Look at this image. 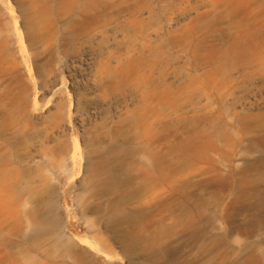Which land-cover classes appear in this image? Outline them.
<instances>
[{
    "label": "rangeland",
    "instance_id": "1",
    "mask_svg": "<svg viewBox=\"0 0 264 264\" xmlns=\"http://www.w3.org/2000/svg\"><path fill=\"white\" fill-rule=\"evenodd\" d=\"M239 6L244 10L236 11ZM96 11L110 16L105 26L125 15L140 17L148 12V28L159 35L138 46L141 38L129 37L121 62L129 67L137 61L136 66L112 74L106 84L116 86L122 95L138 88L141 95L103 134V141L129 137L128 151L165 155L170 178L177 173L197 178L204 208L219 214L229 211V228L239 240L217 248H210L208 241L177 240L169 261L264 264V233L252 240L244 236L256 225L253 211L264 198V149L254 146L264 139V0H0V251L15 255L20 264L63 252L58 236L25 239L32 235L30 222L38 194L46 188L54 190L57 208L70 214L73 230L76 222L81 224L72 232L71 222L65 219L59 233L63 240L74 234L86 237L90 221L104 227L113 218L107 205L118 195L85 196L86 160L99 143L86 138L76 161L51 152L45 162L34 160V124L21 100L27 93L32 99L37 93L40 108L49 117L38 127L45 131L49 113L55 111L41 89L51 70V52L60 47L63 35L83 39L85 34L75 24L85 13ZM246 13L251 16L243 21ZM62 22L67 24L59 35L56 26ZM246 34L251 39L240 42ZM65 81L68 85L66 77ZM145 116L152 122L150 128L141 125ZM193 138L198 139L195 152L191 151ZM141 167L136 162L129 170L135 184L128 189L124 209L130 212L138 211L145 200L138 184ZM83 196L98 212L81 215ZM145 232L142 224L135 226V233ZM125 256L118 250L114 257L118 263L168 262Z\"/></svg>",
    "mask_w": 264,
    "mask_h": 264
},
{
    "label": "bare ground",
    "instance_id": "2",
    "mask_svg": "<svg viewBox=\"0 0 264 264\" xmlns=\"http://www.w3.org/2000/svg\"><path fill=\"white\" fill-rule=\"evenodd\" d=\"M244 8L239 6L236 11ZM250 16L246 13L243 21ZM109 18L108 14L97 11L85 13L75 24L85 34L84 38L76 41L71 34L63 35L60 47L51 52V70L47 84L41 88L55 109L49 113L51 117L46 127L48 131L42 132L38 128L49 117L40 108L37 93L35 92L33 99L27 93L21 100L26 103L28 115L34 124L31 137L35 149L34 160L45 162L50 159L48 153L51 152L56 156H70L71 160L76 161L77 152L81 151L86 138L91 143H99L98 150L86 160L88 180L85 196L89 199H102L118 195L116 200L107 205L113 218L104 227L97 221H90L86 237L74 234L69 240H63L62 236L59 237L60 229L70 214L66 209L57 208L52 188L44 189L38 194L36 209L30 222L32 235L25 236V239L32 242L34 237L58 236L59 247H64V250L58 256L30 259L24 264H132L128 259H133L137 254L168 260L167 264H177L170 262L173 259L170 260L173 252L171 248L177 240L186 238L194 243L208 241L210 248H217L237 239L229 228V211L219 214L204 208L205 198L198 192L200 183L197 178L184 177L182 173L170 178L165 172L166 156L158 152L136 154L128 151V146L132 147L129 137L103 141V134L112 128L124 111L135 106L141 95L138 88H132L128 94L122 95L118 93L116 86L106 84L112 74L120 75L136 66L137 61L129 67H124L121 62L122 52L129 46V37L141 38L142 41L135 46L159 37L148 28V12H143L140 17L125 15L105 26ZM181 19L179 17L177 20ZM66 24L67 22H62L56 26L59 35L62 34V26ZM250 39L249 34H246L240 42ZM39 50L42 54L47 53L41 46ZM70 92L73 98L70 97ZM186 109L190 110L191 106ZM141 125L150 128L152 122L145 116ZM92 135L95 138L91 139ZM190 141L191 151L195 152L198 139ZM254 146L264 149V139ZM136 162L142 165L138 184L145 200L138 211L130 212L124 209V205L129 196L128 189L135 184L130 178L129 170ZM85 196L81 199L83 217L98 212L95 205L86 201ZM253 216L256 225L244 232L248 240L260 238L264 233V198L263 203L253 211ZM69 219L71 222L72 218ZM78 223L74 224L76 232ZM138 224H142L143 229L146 227L145 234L135 233V226ZM70 228L73 230L72 222ZM118 250L125 253L129 262H117L114 256ZM0 264L20 263L15 255L0 251Z\"/></svg>",
    "mask_w": 264,
    "mask_h": 264
}]
</instances>
